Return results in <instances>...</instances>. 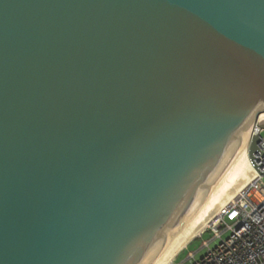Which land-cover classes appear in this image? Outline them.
<instances>
[{
	"label": "water",
	"instance_id": "water-1",
	"mask_svg": "<svg viewBox=\"0 0 264 264\" xmlns=\"http://www.w3.org/2000/svg\"><path fill=\"white\" fill-rule=\"evenodd\" d=\"M264 130V0H0V264H160Z\"/></svg>",
	"mask_w": 264,
	"mask_h": 264
},
{
	"label": "built area",
	"instance_id": "built-area-1",
	"mask_svg": "<svg viewBox=\"0 0 264 264\" xmlns=\"http://www.w3.org/2000/svg\"><path fill=\"white\" fill-rule=\"evenodd\" d=\"M258 133L256 170L251 164L255 178L221 210L215 226L203 232L211 231L220 242L193 264H264V130Z\"/></svg>",
	"mask_w": 264,
	"mask_h": 264
},
{
	"label": "bare ground",
	"instance_id": "bare-ground-1",
	"mask_svg": "<svg viewBox=\"0 0 264 264\" xmlns=\"http://www.w3.org/2000/svg\"><path fill=\"white\" fill-rule=\"evenodd\" d=\"M255 178V172L251 167L247 156L243 158L241 163L235 169L230 178L222 186L186 233L182 236L179 242L169 251L160 264H171L174 258L182 252L186 246L197 238L204 230L215 226L219 213L227 206L246 186Z\"/></svg>",
	"mask_w": 264,
	"mask_h": 264
},
{
	"label": "rangeland",
	"instance_id": "rangeland-1",
	"mask_svg": "<svg viewBox=\"0 0 264 264\" xmlns=\"http://www.w3.org/2000/svg\"><path fill=\"white\" fill-rule=\"evenodd\" d=\"M200 235L191 241L186 248H184L182 252L174 258V264H193L194 260H199L206 254L208 251L207 248L213 249L220 242L219 238H213L214 234L211 231L205 232L201 236ZM226 236L227 234H223L222 239H225ZM204 243L207 244L206 247ZM189 255H193V259L190 258Z\"/></svg>",
	"mask_w": 264,
	"mask_h": 264
}]
</instances>
